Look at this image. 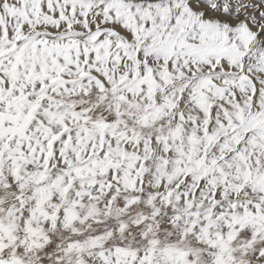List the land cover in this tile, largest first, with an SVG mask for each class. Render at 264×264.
<instances>
[{
    "label": "snow or ice",
    "instance_id": "1",
    "mask_svg": "<svg viewBox=\"0 0 264 264\" xmlns=\"http://www.w3.org/2000/svg\"><path fill=\"white\" fill-rule=\"evenodd\" d=\"M0 264H264V0H0Z\"/></svg>",
    "mask_w": 264,
    "mask_h": 264
}]
</instances>
